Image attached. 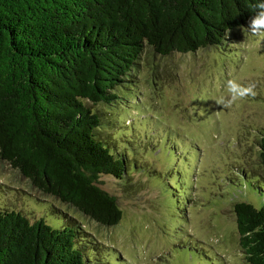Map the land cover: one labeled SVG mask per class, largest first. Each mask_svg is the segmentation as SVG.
Returning <instances> with one entry per match:
<instances>
[{"label":"trees","instance_id":"1","mask_svg":"<svg viewBox=\"0 0 264 264\" xmlns=\"http://www.w3.org/2000/svg\"><path fill=\"white\" fill-rule=\"evenodd\" d=\"M256 2L0 0V161L41 194L99 224H117L122 211L99 177L126 178L128 145L102 136L91 104L124 99L131 71L148 55L223 46L250 23ZM175 142L167 151L177 150ZM256 142L260 171L243 168L241 177L256 202L233 206L248 264H264V126ZM52 214L51 225L44 215L33 220L0 207V264H98L75 219ZM196 251L188 254L198 258Z\"/></svg>","mask_w":264,"mask_h":264},{"label":"rangeland","instance_id":"2","mask_svg":"<svg viewBox=\"0 0 264 264\" xmlns=\"http://www.w3.org/2000/svg\"><path fill=\"white\" fill-rule=\"evenodd\" d=\"M248 26L221 47L148 55L131 71L134 86L122 89L124 99L87 102L101 118L102 136L128 145L126 178L99 177L122 211L117 224H99L41 194L6 161H0V207L33 220L44 215L51 225L53 209L70 215L98 264H248L233 206L256 202L241 177L247 178L243 168L260 171L256 140L264 126V40ZM230 80L254 85L255 95L220 104ZM173 141L177 150L169 152Z\"/></svg>","mask_w":264,"mask_h":264},{"label":"clouds","instance_id":"3","mask_svg":"<svg viewBox=\"0 0 264 264\" xmlns=\"http://www.w3.org/2000/svg\"><path fill=\"white\" fill-rule=\"evenodd\" d=\"M255 8L257 11L249 23L248 30L258 39L264 40V0H257ZM228 93L227 98H221L218 101L226 107L238 98L255 95L254 85L243 86L235 80H230L228 81Z\"/></svg>","mask_w":264,"mask_h":264}]
</instances>
